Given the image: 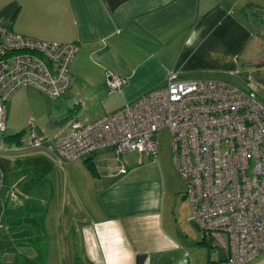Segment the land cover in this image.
Returning <instances> with one entry per match:
<instances>
[{"label": "crops", "instance_id": "0c3cea01", "mask_svg": "<svg viewBox=\"0 0 264 264\" xmlns=\"http://www.w3.org/2000/svg\"><path fill=\"white\" fill-rule=\"evenodd\" d=\"M11 3L20 7L16 17L0 22L15 33L80 47L69 67L71 88L28 119L29 132L50 148L68 122L115 114L164 86L169 75L224 82L264 101V20L245 15L249 5L264 10V0H0V11ZM108 73L125 81L119 90L109 89ZM17 98L7 104L6 123ZM21 132L19 145L8 141V152L32 157L36 173H53L62 210L72 205L82 214L62 229L64 238H79L72 245L80 264H226L188 221L190 204L171 155L160 157L157 149L156 158L139 163L137 154L129 163L103 148L58 165L56 151L31 147ZM251 264H264V252Z\"/></svg>", "mask_w": 264, "mask_h": 264}, {"label": "built area", "instance_id": "2783aa9c", "mask_svg": "<svg viewBox=\"0 0 264 264\" xmlns=\"http://www.w3.org/2000/svg\"><path fill=\"white\" fill-rule=\"evenodd\" d=\"M79 51L78 44L26 37L0 22V133L19 88L34 87L50 102L68 92L74 82L69 67ZM124 83L107 74L111 91ZM67 127L52 148L31 130V147L56 151L58 165L103 148L117 159L136 153L141 163L157 157L156 136L168 128L172 163L190 204L188 221L203 242L221 252L226 264H251L264 252V101L254 92L169 75L164 86L121 111L90 124L70 121ZM120 173H126L124 165ZM5 198H13L11 190Z\"/></svg>", "mask_w": 264, "mask_h": 264}, {"label": "rangeland", "instance_id": "374dc122", "mask_svg": "<svg viewBox=\"0 0 264 264\" xmlns=\"http://www.w3.org/2000/svg\"><path fill=\"white\" fill-rule=\"evenodd\" d=\"M33 89L22 87L12 95L11 99L18 96V101L8 113L6 131L0 133V149L5 148V152H0V264H13L15 258L21 257H27L32 264H80L73 254L77 247L72 245V240L77 244L79 238H64L62 229L64 225L74 226L75 220L82 216L81 212L72 205L67 211L62 210L53 173L50 177L40 171L36 173V162L32 157L22 160L17 153L8 152L11 146L5 138L24 131L23 140H27L31 127L28 119L36 115L38 108L45 111L48 107L49 102ZM39 98L45 101V107ZM156 140L159 156L171 155L169 129H161ZM137 157V154H125L122 158L132 163ZM179 178L185 191V182ZM7 190H11L13 198H5ZM54 193L56 197H53ZM211 251L212 257L218 259L216 251Z\"/></svg>", "mask_w": 264, "mask_h": 264}, {"label": "trees", "instance_id": "16d2710c", "mask_svg": "<svg viewBox=\"0 0 264 264\" xmlns=\"http://www.w3.org/2000/svg\"><path fill=\"white\" fill-rule=\"evenodd\" d=\"M19 8L20 7L17 3H11L10 5L4 7L0 11V18L14 19L17 15L18 11H19ZM245 15L252 22L264 20V10H261L258 7L253 6V5H249L246 7ZM21 135H22V132L14 135V136H10L8 138H5V140H7V141L14 140V141H16V144L19 145L20 144L19 140H20ZM86 166L93 175L96 174V170H95L92 163H90L89 161H86ZM13 264H32V261L30 259H28L27 257H21V258H15V261L13 262Z\"/></svg>", "mask_w": 264, "mask_h": 264}]
</instances>
